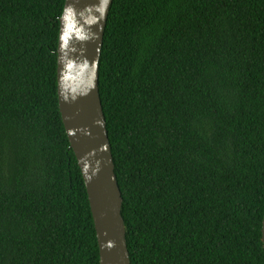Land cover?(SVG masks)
Masks as SVG:
<instances>
[{"label":"trees","instance_id":"16d2710c","mask_svg":"<svg viewBox=\"0 0 264 264\" xmlns=\"http://www.w3.org/2000/svg\"><path fill=\"white\" fill-rule=\"evenodd\" d=\"M67 0H0V264H100L58 98ZM132 264H264V0H114L100 62Z\"/></svg>","mask_w":264,"mask_h":264},{"label":"water","instance_id":"95a60500","mask_svg":"<svg viewBox=\"0 0 264 264\" xmlns=\"http://www.w3.org/2000/svg\"><path fill=\"white\" fill-rule=\"evenodd\" d=\"M114 0L99 24L85 21L100 17L94 6L100 0H67L73 22L82 35L71 34L69 46H58V98L63 123L81 169L100 249V264H132L123 216L124 199L116 175L107 121L100 96V62L105 31ZM92 7V11L87 9ZM63 23L60 21V34ZM264 245V220L262 230Z\"/></svg>","mask_w":264,"mask_h":264},{"label":"clouds","instance_id":"9594fccd","mask_svg":"<svg viewBox=\"0 0 264 264\" xmlns=\"http://www.w3.org/2000/svg\"><path fill=\"white\" fill-rule=\"evenodd\" d=\"M112 2V0H100V4L95 7V11H98L100 13V17H93L92 19H88L85 21V24L90 29L94 25L99 24L100 20L104 18V16L107 14V8L108 5ZM89 12H91L93 9L90 6L89 9H87ZM73 16H74V9L65 7L62 9L61 15L57 17L59 21L63 23L62 32L59 35V40L63 42L64 48H67L69 46V41L71 39V34L75 31L76 38L83 41L87 39L82 33L84 32V28L81 27L77 29L76 24L73 22Z\"/></svg>","mask_w":264,"mask_h":264}]
</instances>
